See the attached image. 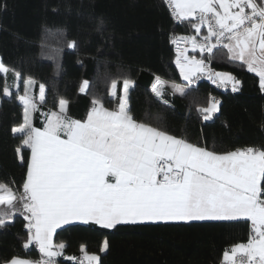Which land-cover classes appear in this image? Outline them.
<instances>
[{
  "label": "trees",
  "instance_id": "1",
  "mask_svg": "<svg viewBox=\"0 0 264 264\" xmlns=\"http://www.w3.org/2000/svg\"><path fill=\"white\" fill-rule=\"evenodd\" d=\"M192 24L175 21L164 0H0V60L8 69L0 73V183L21 188L26 178L31 152L22 147L23 134L12 128L23 123L19 96L28 78L36 83L34 127L59 110L61 99L68 101L72 119H86L97 99L116 109L121 84L128 79L134 82L128 106L138 121L218 152L264 146L259 76L232 59L226 47L210 59L242 82L238 91L210 79L189 84L182 78L174 40L189 34ZM72 41L75 47L68 46ZM157 78L164 81L159 96L153 91ZM113 80L118 83L115 96ZM84 81L88 86L82 92ZM173 84H186L184 93ZM6 86L11 95L4 93ZM214 95L220 98L218 111L204 119L201 109L211 105ZM26 223L18 213L0 228V264L13 257L40 259L37 245L24 247ZM251 228L245 219L129 223L112 229L74 222L58 228L53 242L66 245L57 264H80L85 252L98 255L100 264H221L224 252L246 242Z\"/></svg>",
  "mask_w": 264,
  "mask_h": 264
},
{
  "label": "snow or ice",
  "instance_id": "2",
  "mask_svg": "<svg viewBox=\"0 0 264 264\" xmlns=\"http://www.w3.org/2000/svg\"><path fill=\"white\" fill-rule=\"evenodd\" d=\"M167 4L178 20H195L197 32L206 27L202 44L187 38L194 47L211 53L222 44L232 59L259 76L264 92V0H167ZM68 46L75 47L76 42ZM185 60L177 63L189 84L200 73L239 90L242 82L231 73L206 72L204 60ZM7 71L0 60V73ZM133 83L123 81L124 95L116 109L94 100L84 120L68 116V101L61 99L59 111L46 114L42 128L34 127L30 119L29 105L33 110L36 105L27 96L19 97L25 105L24 119L12 132L23 134L22 147L31 155L22 190L0 183V228L16 214L23 215L29 233L24 247L34 243L41 258L13 257L6 264H57L66 245L55 244L53 236L74 222L112 229L129 223L240 219L251 221V234L225 251L224 259L230 264H264V146L218 152L138 121L128 106ZM157 83L163 82L157 78ZM87 86L84 81L80 90ZM172 87L181 94L185 91L180 85ZM116 88L113 80L111 95H116ZM153 91L161 95L155 84ZM4 93L11 95L7 86ZM218 103L201 109L204 119L218 111ZM85 260L100 264L95 254L85 252Z\"/></svg>",
  "mask_w": 264,
  "mask_h": 264
},
{
  "label": "built area",
  "instance_id": "3",
  "mask_svg": "<svg viewBox=\"0 0 264 264\" xmlns=\"http://www.w3.org/2000/svg\"><path fill=\"white\" fill-rule=\"evenodd\" d=\"M165 3L167 4V0H164ZM168 5V4H167ZM169 7V5H168ZM169 10L173 16V18L175 19V21L177 22H182L183 20H178L172 13L171 8L169 7ZM196 23L195 20H193V24ZM193 24L191 26V30L189 32V34L183 35V36H178L175 38L174 40V50L177 53V57L178 60L182 63H186L185 58H192L195 57L197 60H204L206 64H208V69H206L207 71H212V72H221L219 71L216 67L213 66L212 61L210 59V56L214 53V51L216 49H218L219 47L223 46L222 44H218L215 48H213L212 52L209 53L207 51H201L200 47H194L193 46V41L191 39H187L189 37H195L196 40V44H202L203 43V38L205 35H207V29L206 27H201V30L199 32H197L195 30V28L193 27ZM212 43H215V40L213 39V41H211ZM228 41H224V43H227ZM204 79H209L207 74H200L197 73L196 77H193V81L194 82H199L201 80ZM162 81V80H160ZM163 83L160 85H164V81H162ZM217 83H220L219 81H217ZM221 84V83H220ZM156 86H160L159 83H155ZM223 86V85H222ZM224 89H230L231 85L229 84L228 86H223ZM233 91V90H232ZM213 98H215V100H213ZM218 101L220 102V98L216 95H214L212 97V103ZM219 103L217 104V108H218ZM41 258V256H40ZM80 264H88L87 260H85V255L80 259ZM221 264H230V262L226 261L225 259H223Z\"/></svg>",
  "mask_w": 264,
  "mask_h": 264
},
{
  "label": "rangeland",
  "instance_id": "4",
  "mask_svg": "<svg viewBox=\"0 0 264 264\" xmlns=\"http://www.w3.org/2000/svg\"><path fill=\"white\" fill-rule=\"evenodd\" d=\"M228 43V42H227ZM230 54V53H229ZM231 56V54H230ZM182 64V63H181ZM221 73H226L221 71ZM183 78V76H182ZM184 79V78H183ZM28 81L26 82V85L23 89L24 92H22V96H27L31 99V103L33 102V97H34V90H33V86L31 87V82L33 81L32 79L28 78ZM176 85H180L181 87L185 88L186 84H176ZM158 88V86H157ZM23 103V101H22ZM24 104V103H23ZM25 108V105H24ZM29 113H30V119L32 120L31 122H33V114H34V110L31 108V106L29 105Z\"/></svg>",
  "mask_w": 264,
  "mask_h": 264
},
{
  "label": "crops",
  "instance_id": "5",
  "mask_svg": "<svg viewBox=\"0 0 264 264\" xmlns=\"http://www.w3.org/2000/svg\"><path fill=\"white\" fill-rule=\"evenodd\" d=\"M183 62V61H182ZM182 62H180V63H182ZM183 64V63H182ZM28 80H26L25 81V85H26V82H27ZM188 82V81H187ZM189 83V82H188ZM35 85H36V83L34 82V81H32L31 82V87L33 86V90H34V88H35ZM159 85H160V83H159ZM41 86L42 85H40L39 86V99H40V89H41ZM25 87V86H24ZM44 88V87H43ZM117 89H118V83H117V88H116V93H117ZM130 89V88H129ZM24 92V91H23ZM44 92H45V89H44ZM111 93H112V89H111ZM123 95H124V93H123V82H122V84H121V98L123 97ZM22 96V94L19 96V97H21ZM68 104V103H67ZM66 109H67V105H66ZM57 111H59V110H57ZM46 120H47V116L45 117V122H44V125H45V123H46ZM32 121V120H31ZM32 124H33V122H32ZM44 125L42 126V127H44ZM42 127H39V128H42ZM30 155H31V153H30ZM169 222H179V221H169ZM29 260H31V259H29ZM33 261H35V260H33Z\"/></svg>",
  "mask_w": 264,
  "mask_h": 264
}]
</instances>
